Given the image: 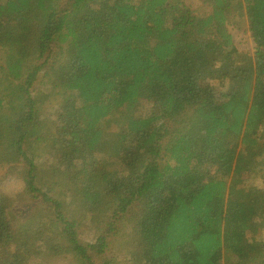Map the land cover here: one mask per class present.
Here are the masks:
<instances>
[{
	"label": "trees",
	"instance_id": "16d2710c",
	"mask_svg": "<svg viewBox=\"0 0 264 264\" xmlns=\"http://www.w3.org/2000/svg\"><path fill=\"white\" fill-rule=\"evenodd\" d=\"M209 3L0 0V164L52 213L0 192V264H264V0Z\"/></svg>",
	"mask_w": 264,
	"mask_h": 264
},
{
	"label": "rangeland",
	"instance_id": "374dc122",
	"mask_svg": "<svg viewBox=\"0 0 264 264\" xmlns=\"http://www.w3.org/2000/svg\"><path fill=\"white\" fill-rule=\"evenodd\" d=\"M188 2L200 13L210 8L209 0H188ZM231 33L239 49L250 53L255 51V44L249 26L241 30L231 27ZM217 74L218 73L214 71V69L206 66H204L201 71V77L204 81L217 76ZM55 91L56 89L53 88L50 92L52 93L51 95H53ZM51 106L52 102L46 103L42 108V113L51 120H54L55 116L49 113ZM41 150L44 151L45 146L41 147ZM7 159L9 160V162H6L7 164H0V192L7 196H11L14 202V212L21 215L25 214V216L37 213L52 215L50 212L51 210H48L44 205L40 194L31 192L28 186L24 182H21V177L27 174L21 154L10 150L7 154L6 160ZM71 220H75L84 227H91L94 233L99 231V227L95 223V220H87L84 211H72ZM45 261L47 262L45 264H64V256L60 252L51 253L45 258Z\"/></svg>",
	"mask_w": 264,
	"mask_h": 264
}]
</instances>
